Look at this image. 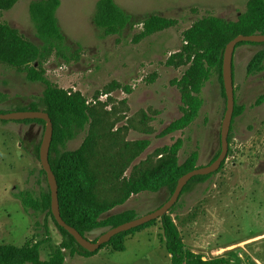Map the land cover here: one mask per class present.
Listing matches in <instances>:
<instances>
[{"label": "rangeland", "instance_id": "1", "mask_svg": "<svg viewBox=\"0 0 264 264\" xmlns=\"http://www.w3.org/2000/svg\"><path fill=\"white\" fill-rule=\"evenodd\" d=\"M30 1L17 0L12 8L0 11V22L39 43L28 16ZM96 1L61 0L58 22L70 47L80 50L79 60L67 65L51 57L44 68L50 82L85 96L92 117L66 149H76L88 140V159L98 177L96 197L113 203L123 196L124 183L132 174L158 165L165 158L161 149L178 139L182 141L178 163L197 151V167L205 166L220 151L226 102L216 71L201 90L203 105L197 118L182 130L160 135L181 115L180 91L172 81L189 67L167 65L166 61L180 52L182 32L196 20L207 15L236 20L248 0H115L134 22L151 14L177 21L137 43L132 41L141 29L137 23L120 36H99L92 23ZM260 51H264V42L235 47L232 78L235 106L241 113L232 119L226 158L216 173L191 184L178 197L171 215L184 248L206 259L224 256L233 264H264V61L262 70L247 72ZM43 87L0 64V93L8 96L10 108L26 109ZM7 106L0 101V109ZM43 132L40 123L0 120V245L22 247L42 241L39 258L47 260L63 237L49 214L26 211L15 196L22 190L37 195L49 189L36 153ZM142 141L148 142L144 148L138 145ZM167 198L165 190L132 194L103 217L126 209L142 216ZM106 230H93L86 238L96 241ZM162 240L157 220L125 237L123 251L106 245L85 257L63 249L64 264H171Z\"/></svg>", "mask_w": 264, "mask_h": 264}, {"label": "trees", "instance_id": "2", "mask_svg": "<svg viewBox=\"0 0 264 264\" xmlns=\"http://www.w3.org/2000/svg\"><path fill=\"white\" fill-rule=\"evenodd\" d=\"M16 2L17 0H0V11L12 8ZM60 4L61 0H32L29 2L28 16L39 43L31 41L8 23L0 22V64L23 73L27 81L40 82L44 85L41 94L36 100L31 101L26 109L10 108L8 96L0 93V101L8 104L7 107L0 109V113L28 109L43 110L48 113L53 125L48 159L57 182L60 214L68 225L86 237V233L93 230L109 229L136 218L137 214L132 209L103 217L114 205L123 203L132 194L165 190L169 198L175 190L178 179L197 167L198 153L193 151L184 162L178 163L177 153L182 145V141L178 139L171 146L161 149L165 158L158 165L142 170L137 175L132 174L125 181L124 193L120 200L106 203L97 199L95 188L98 177L88 159V140L86 139L76 149H66L67 143L85 129L92 117V110L80 91L61 88L50 82L45 75L44 64L51 57L67 65L79 60L80 50L70 47L59 25L57 12ZM92 23L100 37L120 36L127 28L131 29L133 24L137 23L141 25V29L132 37V41L137 43L148 36L175 26L177 21L151 14L134 22L133 16L115 0H97ZM255 33L264 34V0H248L245 10L237 16L236 20L207 15L196 20L190 28L182 32L184 46L180 52L171 55L166 61L167 65L174 66L189 64L181 78L172 81V84L180 91L181 115L170 122L160 135L182 130L197 118L203 105V100L199 95L212 71L218 74L220 93L226 102L222 79L225 46L239 34ZM245 43L255 44L254 42H240L236 47ZM263 61L264 51H260L249 62L247 72L251 74L262 70ZM125 91L130 92V89L125 88ZM240 113L241 109L234 105L232 119ZM17 122H35L45 127V122L41 119L18 120ZM228 142H230L229 138ZM147 143V141H142L138 145L144 148ZM39 146L40 144L36 146L38 157ZM219 152L214 155L211 162ZM222 165L223 162L220 168ZM41 172L46 175L43 169ZM216 172L192 177L183 187L180 195L187 191L191 184L205 181ZM15 196L26 211L49 214L63 239L57 247L51 250L47 260L39 258V247L42 241L22 247L2 244L0 245V264H64L63 249L68 250L72 255L78 254L85 257L95 255L106 245L113 246L116 251H123L125 237L150 227L157 220L161 223L163 243L170 256L171 264H233L224 256L206 259L201 254L184 248L181 233L171 216L175 204L167 214L159 219L116 234L98 250L90 252L83 249L72 235L55 222L50 208L49 189L37 195L29 190H22L15 193Z\"/></svg>", "mask_w": 264, "mask_h": 264}, {"label": "water", "instance_id": "3", "mask_svg": "<svg viewBox=\"0 0 264 264\" xmlns=\"http://www.w3.org/2000/svg\"><path fill=\"white\" fill-rule=\"evenodd\" d=\"M240 42L261 43L264 42V34H239L232 38L225 46L222 60V79L226 97V104L220 128V152L218 156L208 165L196 167L193 170L182 175L178 179L175 190L173 191L171 196L158 208L145 215L138 216L132 220L107 229L97 238L96 241L89 240L85 236L81 235L77 229L68 225L61 217L57 196V182L48 159L53 133V125L48 113L44 112L43 110L30 109L0 113V120L18 121L26 119H41L45 122L43 137L39 146V160L42 169L46 173V178L50 190L51 213L55 222L59 226L63 227L70 235H72L75 241L83 249L94 252L98 250L103 244L109 242L110 239L116 234L141 226L152 220L159 219L161 216L167 214L170 208L176 203L183 187L192 177L197 175H207L216 172L220 168L222 162H224L226 158L228 151V134L235 105L234 86L232 78V57L236 45Z\"/></svg>", "mask_w": 264, "mask_h": 264}, {"label": "crops", "instance_id": "4", "mask_svg": "<svg viewBox=\"0 0 264 264\" xmlns=\"http://www.w3.org/2000/svg\"><path fill=\"white\" fill-rule=\"evenodd\" d=\"M183 240V239H182ZM163 241V240H162ZM168 258L170 259V256H169V254H168Z\"/></svg>", "mask_w": 264, "mask_h": 264}]
</instances>
